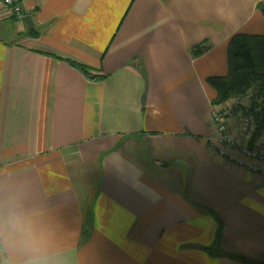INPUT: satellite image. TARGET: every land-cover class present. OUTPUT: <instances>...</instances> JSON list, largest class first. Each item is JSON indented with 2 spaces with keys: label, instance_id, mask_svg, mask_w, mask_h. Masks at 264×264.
I'll list each match as a JSON object with an SVG mask.
<instances>
[{
  "label": "crops",
  "instance_id": "1",
  "mask_svg": "<svg viewBox=\"0 0 264 264\" xmlns=\"http://www.w3.org/2000/svg\"><path fill=\"white\" fill-rule=\"evenodd\" d=\"M259 2L26 0L32 29L0 17V187L23 190L60 264L264 262V162L207 140L206 78L231 35L264 33Z\"/></svg>",
  "mask_w": 264,
  "mask_h": 264
},
{
  "label": "trees",
  "instance_id": "2",
  "mask_svg": "<svg viewBox=\"0 0 264 264\" xmlns=\"http://www.w3.org/2000/svg\"><path fill=\"white\" fill-rule=\"evenodd\" d=\"M257 8L264 18V2H259ZM205 50V45H195L191 54L196 57ZM65 60L90 79L103 77V75L92 74L91 68L82 63L72 59ZM206 82L215 90V97L211 101L213 106L225 104L233 95H242L249 87L256 89V95L262 98L259 110H254L256 105L253 98L250 99L248 109L241 106L236 108V113L242 111L244 117L247 113L252 114L255 129L250 142L255 140L264 129V33L238 32L231 35L227 43L226 74L209 76ZM234 257L249 264H264V262L253 261L243 256Z\"/></svg>",
  "mask_w": 264,
  "mask_h": 264
},
{
  "label": "clouds",
  "instance_id": "3",
  "mask_svg": "<svg viewBox=\"0 0 264 264\" xmlns=\"http://www.w3.org/2000/svg\"><path fill=\"white\" fill-rule=\"evenodd\" d=\"M0 264H60L38 214L23 190L0 187Z\"/></svg>",
  "mask_w": 264,
  "mask_h": 264
},
{
  "label": "built area",
  "instance_id": "4",
  "mask_svg": "<svg viewBox=\"0 0 264 264\" xmlns=\"http://www.w3.org/2000/svg\"><path fill=\"white\" fill-rule=\"evenodd\" d=\"M25 2L26 0H0V17L12 18L21 22L24 21L26 15L24 9ZM243 96L247 98V103H241V101L237 100L233 104L225 103L223 105H215L212 107L211 118L213 129L218 136L219 144L218 142L213 143L211 140H209V144L219 155L228 156L230 160L235 161L239 165H244L249 169L261 170L259 165L264 162V129L255 140L250 142L255 129L253 116L252 114L247 113L246 117H244L242 111L236 113V108L241 106L248 109L250 99L253 98L256 105L254 110H259L262 98L256 95V89L254 87H249L243 93ZM233 115L236 116L238 121L237 128L239 130L238 134L240 136V141L229 124V120ZM225 146H230V149H224ZM236 149H239L243 153L241 155V153L236 151L240 156L246 157V163H244L238 156L236 157L230 153ZM0 259H2V257H0Z\"/></svg>",
  "mask_w": 264,
  "mask_h": 264
},
{
  "label": "rangeland",
  "instance_id": "5",
  "mask_svg": "<svg viewBox=\"0 0 264 264\" xmlns=\"http://www.w3.org/2000/svg\"><path fill=\"white\" fill-rule=\"evenodd\" d=\"M3 19H9V18H3ZM241 101V103H247V98L246 97H244L243 96V94L242 95H237V94H235V95H233L230 99H228L227 101H226V104H233V103H235V101ZM229 124H230V127H232L233 128V131L235 132V134H236V137L238 138V140L240 141V136H239V134H238V128H237V125H238V121H237V118H236V116H232L231 117V119L229 120ZM207 140L209 141V140H211L213 143H216V142H218V144H219V139H218V136H217V134H216V132L214 131V129H213V133L210 135V136H208L207 137ZM230 146H225L224 147V149H226V148H228L227 150H229L230 148H229ZM236 148V147H235ZM235 151H238L239 153H241V155L243 154L239 149H236Z\"/></svg>",
  "mask_w": 264,
  "mask_h": 264
},
{
  "label": "water",
  "instance_id": "6",
  "mask_svg": "<svg viewBox=\"0 0 264 264\" xmlns=\"http://www.w3.org/2000/svg\"><path fill=\"white\" fill-rule=\"evenodd\" d=\"M24 22H25V24H26V26H27L28 29H32L33 28L30 15H26L24 17Z\"/></svg>",
  "mask_w": 264,
  "mask_h": 264
}]
</instances>
